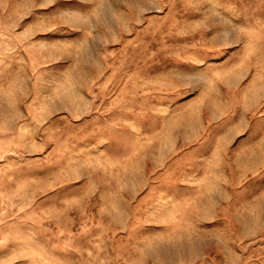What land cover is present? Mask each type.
Instances as JSON below:
<instances>
[{
  "label": "rangeland",
  "instance_id": "1",
  "mask_svg": "<svg viewBox=\"0 0 264 264\" xmlns=\"http://www.w3.org/2000/svg\"><path fill=\"white\" fill-rule=\"evenodd\" d=\"M0 264H264V0H0Z\"/></svg>",
  "mask_w": 264,
  "mask_h": 264
},
{
  "label": "snow or ice",
  "instance_id": "2",
  "mask_svg": "<svg viewBox=\"0 0 264 264\" xmlns=\"http://www.w3.org/2000/svg\"><path fill=\"white\" fill-rule=\"evenodd\" d=\"M61 6L63 7L65 5H61ZM65 31H67V30H59V32H57V33H49V34H46V37L45 38H47L49 40L58 39V38H60V32H65ZM181 96H183V93L178 94L177 97H169L168 99H178V97H181Z\"/></svg>",
  "mask_w": 264,
  "mask_h": 264
}]
</instances>
